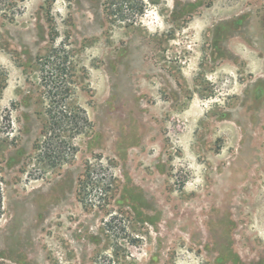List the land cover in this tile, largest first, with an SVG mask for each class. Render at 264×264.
Instances as JSON below:
<instances>
[{"label": "rangeland", "instance_id": "obj_1", "mask_svg": "<svg viewBox=\"0 0 264 264\" xmlns=\"http://www.w3.org/2000/svg\"><path fill=\"white\" fill-rule=\"evenodd\" d=\"M0 264H264V0H0Z\"/></svg>", "mask_w": 264, "mask_h": 264}]
</instances>
